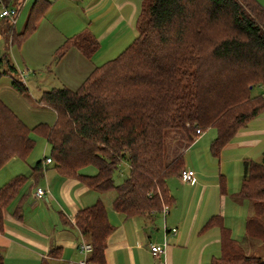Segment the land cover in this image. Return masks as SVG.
<instances>
[{
	"label": "trees",
	"instance_id": "obj_1",
	"mask_svg": "<svg viewBox=\"0 0 264 264\" xmlns=\"http://www.w3.org/2000/svg\"><path fill=\"white\" fill-rule=\"evenodd\" d=\"M49 5V0H34L23 29L14 33L17 42L36 28ZM136 29L133 41L96 66L76 89L44 90L38 103L52 107L56 118L50 126L35 127L61 173L98 191L114 189L112 206L126 216L152 215L173 203L167 180L184 166L182 152L167 157L169 131L183 132L189 145L196 129L215 128L210 150L218 157L236 131L264 109V93L251 94L256 85L264 86V7L257 0H141ZM71 47L90 56L98 42L83 30L65 38L57 57ZM2 63L16 72L4 55L0 79ZM11 85L27 91L14 77ZM33 145L27 125L0 98V167L12 157L26 158ZM121 160L129 174L115 185L113 172ZM88 165L95 167L94 174L79 171ZM41 168L38 160L31 173ZM25 180L16 176L0 187V221L3 207ZM232 198L253 206L247 234L237 241L219 216L210 217L204 228L219 226L221 242V254L210 264H264L247 253L249 242L264 244V151L260 161L243 159L240 188ZM74 224L92 245L90 261L103 264L113 229L104 205L97 201L79 210ZM56 251L52 248L50 256Z\"/></svg>",
	"mask_w": 264,
	"mask_h": 264
},
{
	"label": "crops",
	"instance_id": "obj_2",
	"mask_svg": "<svg viewBox=\"0 0 264 264\" xmlns=\"http://www.w3.org/2000/svg\"><path fill=\"white\" fill-rule=\"evenodd\" d=\"M67 1H71L72 4L66 14H59V16L54 14L50 19L49 16H51L55 7V4H53L47 8L39 19L33 33L19 41V43L23 47L27 45L29 51L36 43L45 47H47L46 44H52L55 52L66 37H71L63 34L79 30L90 31L98 42V47L90 56L85 55L77 48L71 47L56 61L55 71H61V66L63 67L67 61L79 64L80 71L84 68V72H80L79 80H77L80 85L96 67L91 59L96 57L97 53H100L102 44L107 45L105 48L107 52H115L123 46L121 45L123 34L120 35L119 32L130 27L131 19L135 21L136 16L138 18L141 10V0H86V4L81 6H78V4L85 3V0ZM74 1L76 4H74ZM21 3L24 4L25 8L24 0ZM21 3L17 6L9 5L17 8L18 13L15 24L19 20L20 22L26 21V16L29 13V9L26 13V9L23 6L21 7ZM4 6L7 7V4ZM23 14L25 15L24 21ZM2 20L3 18L0 23ZM15 24L12 26V33L13 31L19 32L16 31ZM114 32L117 33L114 34ZM14 43L16 42L12 41V34L6 40L5 35L0 33V51L2 53L0 57L5 55L16 68V72L9 77H15L23 82L28 92L31 90L30 86L35 89H43L42 87L30 85L31 82L26 77L30 73L29 70L26 73L19 70V66L11 52ZM47 48L51 50V47ZM23 58L21 59L23 60ZM23 61L25 64L27 59ZM65 67L68 69L76 68L73 65ZM68 76V71H64L63 77ZM66 84L64 83L62 87H66ZM8 87L6 88L8 89V95H5V97L2 95L5 89L0 87V98L6 105H8L6 98H9L11 89L15 90L10 84ZM17 93L19 92L17 91ZM19 94L25 95V93ZM12 111L14 112V110ZM201 133L196 134L185 150L196 143L197 139L198 141L202 139L200 137ZM230 149H233V154L227 155L226 158H222L223 154H220L219 165L229 164L233 172H239L238 183L236 187L231 188L230 194L233 203L238 207L235 208L232 205L231 210H233V213H226L225 211V206L230 207L232 202L228 203L227 192L225 188L223 189L224 178L220 172V166L217 168V179L216 173L209 172H198L199 177H195V180L190 182L182 181L179 178L182 185L188 186L186 188L187 193L184 192L186 190H182L183 192L178 191L174 196L168 188L173 196V203L170 205L172 207H166L163 212L161 210L152 215L126 216L116 211L112 206L115 193L110 199L107 190L98 191L82 182L75 175L61 173L55 167L54 162L43 165L45 155L42 159L29 158L28 156L26 158L12 157L0 167V187L16 176L24 175L26 180L2 210L0 264H43L44 261L48 264H63L68 260L75 261L83 258L84 254L78 248L82 235L74 224V217L79 210L89 207L97 201L104 205L108 221L113 226L112 231L106 238L103 264H210L212 258L221 254L219 226L213 225L204 228L210 217L219 216L221 224L229 229L231 236L237 241H242L247 234L246 220L253 214V206L248 201L234 200L232 193L240 188L243 159H252L255 154L261 156L260 160L262 158L264 151V109L256 117L249 120L246 125L239 128L221 150L228 151ZM216 158H219V156H216ZM38 160L42 161V168L36 173H31L32 166ZM183 166L187 167L184 163ZM83 168L79 171L85 173ZM226 174L224 175L226 176ZM176 176L179 177L178 174ZM211 181L215 182L212 183ZM218 183L219 194L216 193ZM208 186L209 194H214L213 201H210L207 197ZM37 187H43L47 190L44 197L37 198L35 196L34 193ZM111 191H114V189H111ZM174 198L177 202L184 203L183 210L178 211ZM244 204H247L249 209L247 214L243 216L239 214V207ZM168 215L170 218H168ZM171 215L173 216L171 217ZM159 216L163 218V222L159 221ZM174 216L177 218L171 220ZM230 216L236 222L228 221ZM172 227L176 228V232H171ZM244 241L246 242V240ZM152 243L164 244V251L159 256L151 254L150 244ZM250 244L249 242L247 250L250 255L254 249L261 247L256 243ZM52 248H57V251L55 255L50 256ZM260 251L261 256H256L264 259V249ZM90 256L91 254H87V257L90 258ZM91 264L100 263L94 261Z\"/></svg>",
	"mask_w": 264,
	"mask_h": 264
},
{
	"label": "rangeland",
	"instance_id": "obj_3",
	"mask_svg": "<svg viewBox=\"0 0 264 264\" xmlns=\"http://www.w3.org/2000/svg\"><path fill=\"white\" fill-rule=\"evenodd\" d=\"M23 1V0H22ZM34 0H24L26 7L24 8V4L22 5L21 0H6V1H0V11L5 7L4 5L7 4V7H11L9 5L13 4L15 6L19 5L21 3V7L23 6L24 9H26V13L28 9L30 10ZM263 7H264V0H257ZM55 4L54 11L49 16L50 19H52L53 15L56 14L59 16V14H63L67 12V10H70L71 7V1L67 0H50V6ZM74 4L76 2L74 1ZM83 4H78V6L85 5ZM31 5V6H30ZM4 6V7H3ZM14 7V6H13ZM20 7V8H21ZM48 7V8H49ZM25 13V15H26ZM24 15V14H23ZM25 15L23 16V21L25 19ZM28 15V14H27ZM27 18V16H26ZM2 19V18H1ZM0 19V20H1ZM17 19V18H16ZM136 19L137 16L134 19H131L130 27L127 29H122L120 35L123 34V40L121 42V47H119V50H116L115 52L112 51H105L107 45L102 44V49L99 51L100 53H97L96 57H94L92 60L94 66H100L107 60H110L114 57H116L137 35V31L135 29L136 26ZM26 20V19H25ZM15 24V23H14ZM25 24L24 22H19L15 24L16 31H21L23 29V26ZM38 24V22H37ZM13 24L8 19H3L2 22L0 23V33H3L5 35L6 40H8L9 35L13 34L12 36V41H15L16 43L13 44L12 46V53L15 57L16 63L19 66V70H21L23 73H26L28 70L30 73L26 75V77L29 79L31 82L30 85H33L34 87H42L43 89H35L32 86L30 92L28 90L25 92V95H21L17 93V90L11 85V77H9L12 74V71L2 63L1 65V70L5 71V75H3L0 79V87L5 89L4 93L2 94L4 97L5 95H8V85L10 84L15 90L11 89V94L9 95V98H6V103L8 106L14 110V113L27 125L29 129V135L33 139L34 145L28 154V157H33L37 159H42V157L45 156H50V146L47 144L46 139L43 135H41L35 127L39 124H46L48 126L52 125L55 121L56 114L52 107L49 105L43 104V103H38L41 92L44 90H50L51 88H61L64 86V83H67L66 87H69L70 89H76L79 86V83L77 80H79V74L80 72H84V68L81 69L80 71V65L79 64H73L67 61L63 67L61 66V71H55L56 69V61L59 60L56 54V50L54 52V45L52 44H46L47 47H51V50L48 49L45 46H41L36 43L33 48L27 49L26 46H20V43L17 42L19 40V37L16 36L14 33H12L13 30ZM82 30H79L77 32L73 33H65L63 34L64 36H74L76 33L80 32ZM33 31L27 36L29 37ZM64 33V32H63ZM117 32H114L116 34ZM105 44V43H104ZM23 45V44H22ZM29 45V44H28ZM24 48V49H23ZM98 52V51H97ZM0 51V55H1ZM96 54V53H95ZM12 57V56H11ZM24 57V58H23ZM27 59V61H24L21 59ZM13 61V57H12ZM9 63L10 60H9ZM67 65H73L76 66V68H66L65 66ZM27 67V68H26ZM68 71L69 76L68 77H63V72ZM14 79H16L14 77ZM17 80V79H16ZM264 85V84H263ZM9 88V87H8ZM43 90V91H42ZM28 93V95H27ZM264 93V86L262 85H256L255 87L252 88L251 94L254 95H262ZM200 137L202 139L200 141L194 143L192 146L187 148L185 152L183 151L185 147L188 146V143L186 141V135L181 132V131H174L171 130L169 131L166 136H165V147L169 153L167 154V157L173 158L174 156L179 155L182 152L183 155V163L185 166L191 168L195 172V177H199L198 172H209V173H216V179L218 178V170L217 168L220 166L221 167V173L224 178V187L226 192H227V198H228V203H230V207L225 206L226 208V213H233V210H231L232 205L235 206V208H238L235 203H233V200L230 197L231 194V188L236 187L238 183V178H239V172L230 169L229 164L223 163L222 165L220 164V154H223L222 158H226L227 155L233 154V149H230L228 151L226 150H221L219 153V158H216L210 150V145L213 139L216 137V129L213 127H208L205 130L201 131ZM196 133V131H195ZM44 156V157H45ZM51 157V156H50ZM254 160H260V155L255 154L252 156ZM221 158V159H222ZM227 163V162H226ZM83 172L85 173H95L96 169L92 165L85 166L83 168ZM227 174H226V173ZM208 173V174H209ZM129 174V166L125 160L119 161L117 164V168L113 172V183L115 185L120 184L125 177ZM226 174V176L224 175ZM214 183L215 181H211ZM203 183V182H201ZM167 186L174 196H176V192H183L187 193V187L186 185H182L180 179L178 176L173 175L169 177V180L167 182ZM109 192V198H112V195L115 193L114 191H111V189H107ZM220 188H219V183L218 186H216V193L219 194ZM207 197L210 201H213V196L214 194H209V186L207 188ZM175 199V205L178 208V211L183 210L184 208V203L183 202H177L176 198ZM172 207V206H170ZM170 209V208H169ZM249 207L248 205L244 204L239 207V214L245 215L247 214ZM163 212V211H162ZM167 215V214H166ZM173 215H171L172 217ZM168 218L170 216L168 215ZM177 217H173L171 220L176 219ZM159 221L163 222V218L159 216ZM234 221L231 218V216L228 218V221ZM161 222V224H162ZM256 244L260 245L261 247L254 249L252 254L255 255H260V250L264 249V244L261 243L260 241H256Z\"/></svg>",
	"mask_w": 264,
	"mask_h": 264
},
{
	"label": "built area",
	"instance_id": "obj_4",
	"mask_svg": "<svg viewBox=\"0 0 264 264\" xmlns=\"http://www.w3.org/2000/svg\"><path fill=\"white\" fill-rule=\"evenodd\" d=\"M17 8L16 7H4L0 11V18L8 19L11 24L15 23V18L17 15ZM201 131L199 129H196V134H200ZM52 162V158L50 156H45L43 159V165H47ZM179 178L182 181L190 182L195 180V172L189 167H183L180 169ZM47 190H45L43 187H37L35 189V196L37 198H42L46 195ZM164 211V210H163ZM171 232H176V228L172 227ZM79 251L84 254V257L79 260H68L64 262L63 264H91V261L89 257H87V254L92 253V245L90 242L85 240L83 237H81V241L78 244ZM164 251V244H158V243H152L150 244V252L153 256H159Z\"/></svg>",
	"mask_w": 264,
	"mask_h": 264
}]
</instances>
